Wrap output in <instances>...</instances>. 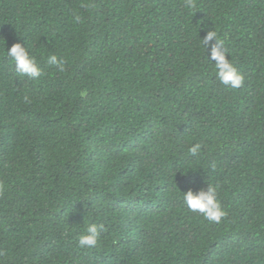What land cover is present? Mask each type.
<instances>
[{
    "label": "trees",
    "instance_id": "trees-1",
    "mask_svg": "<svg viewBox=\"0 0 264 264\" xmlns=\"http://www.w3.org/2000/svg\"><path fill=\"white\" fill-rule=\"evenodd\" d=\"M195 4L0 0V264H264V0ZM17 42L39 79L7 57ZM208 183L220 223L183 202ZM91 223L100 241L79 248Z\"/></svg>",
    "mask_w": 264,
    "mask_h": 264
},
{
    "label": "clouds",
    "instance_id": "clouds-1",
    "mask_svg": "<svg viewBox=\"0 0 264 264\" xmlns=\"http://www.w3.org/2000/svg\"><path fill=\"white\" fill-rule=\"evenodd\" d=\"M184 6L188 9H194L196 7L195 0H184ZM74 20L79 23L81 17L76 15ZM0 42H6V40L0 37ZM201 43L207 51L210 49L208 59L214 62V71L219 82L231 89H239L242 87L245 77L229 59L230 54L224 48V41L219 37L218 32L215 30L208 31L207 35L202 38ZM29 49V45L26 47L24 44L17 42L10 48L6 47V55L14 62L17 73L22 76H27L29 79H39L43 74V69L40 67L36 56ZM47 63L56 66L61 72L65 70L66 61L56 54L49 55L47 57ZM27 99L25 97L26 101ZM201 148L202 145L196 143L188 151L195 157ZM216 167V162L212 161L210 164L211 170L215 171ZM183 202L190 211L199 213L211 223H220L222 218L228 214L218 199L217 186L210 183H208L206 189L201 188L198 191L189 189L183 191ZM103 230V224H88L84 233L80 235L78 247L82 249L95 248L100 241Z\"/></svg>",
    "mask_w": 264,
    "mask_h": 264
}]
</instances>
